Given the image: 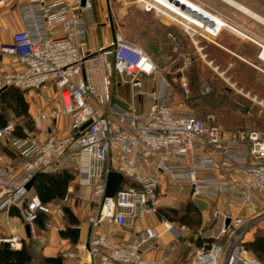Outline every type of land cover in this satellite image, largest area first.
<instances>
[{"label": "built area", "instance_id": "obj_1", "mask_svg": "<svg viewBox=\"0 0 264 264\" xmlns=\"http://www.w3.org/2000/svg\"><path fill=\"white\" fill-rule=\"evenodd\" d=\"M137 1L163 14L161 0ZM91 8L89 0L83 5L80 0L22 2L19 11L23 27L13 30L9 42L0 37V55L11 56L16 64L10 70L0 66V89L37 90L52 84L62 106L39 110L33 120L70 116L65 135L19 139L26 159L21 177L2 165L0 155V211L16 207L24 224L34 223L38 213L62 219V205L69 199L71 188L62 198L43 203L28 196L25 184L38 171L55 172L69 163L77 183L92 188L97 209L86 243L62 253L67 264H161V260L148 259L142 253L144 245L158 237L155 227H144L135 240L119 244L100 227L131 226L153 213L159 199L158 173L164 172L167 187L178 191L187 188L191 198L226 195V206L237 212L214 208L212 217L220 223L217 235L194 247L178 264H264L244 245L247 228L264 216V206H255L256 193L264 194V130H224L213 114L203 120L176 113L168 101L169 82L157 64L121 34H114L108 46L82 55L80 46L87 39ZM172 39L177 48L179 43ZM114 74L130 85V102L112 101ZM150 76H158L159 86L146 91L142 78ZM209 91L210 86H204V92ZM138 97L146 102L141 110L136 104ZM103 107L106 113L100 112ZM13 130L14 123L8 121L0 127V136ZM151 157L156 160L151 170H146L144 164ZM109 171L121 173L138 186L126 183L113 196H106ZM162 225L178 238L172 222L164 220ZM44 227H52L50 219ZM0 241L13 250L21 247V239L13 233Z\"/></svg>", "mask_w": 264, "mask_h": 264}, {"label": "rangeland", "instance_id": "obj_2", "mask_svg": "<svg viewBox=\"0 0 264 264\" xmlns=\"http://www.w3.org/2000/svg\"><path fill=\"white\" fill-rule=\"evenodd\" d=\"M161 1L164 5L159 8L164 15L146 9L137 0H103V20L157 64L169 82L168 101L176 113L198 118L213 114L219 124L228 128L255 127L253 119L264 125V62L258 58L260 44H264V23L225 0ZM234 1L264 16V0ZM91 9L89 17L93 22ZM172 37L179 43L177 48ZM192 69L200 75L199 87L194 91L189 79ZM206 85L212 89L210 94L204 93ZM25 95L34 117L51 104L62 106L59 92L51 93L47 87L32 89ZM245 109L255 114L245 116ZM61 116L66 117L63 121L70 120L69 115ZM9 120L23 121L13 114H9ZM25 121L34 120L31 117ZM4 137L0 136V144ZM196 201L204 206L199 198Z\"/></svg>", "mask_w": 264, "mask_h": 264}, {"label": "crops", "instance_id": "obj_3", "mask_svg": "<svg viewBox=\"0 0 264 264\" xmlns=\"http://www.w3.org/2000/svg\"><path fill=\"white\" fill-rule=\"evenodd\" d=\"M28 1L33 0H0V37L4 42L10 41V35L13 30L23 27V20L19 11V4ZM68 1H70L71 3H75L77 0ZM89 1L91 2V7L93 8L94 12V17L92 15V18L95 19L93 23L91 22L92 19L90 17L88 18L87 39L80 46V53L82 55H84L88 51L95 53L97 50L108 46L113 41L114 34H116L114 27L103 20V0ZM128 41L135 44L130 40ZM15 65L16 64L14 63V59L11 56L0 55L1 68L10 70ZM112 81V101L124 103L130 102V85L123 82L117 74L113 75ZM158 86V76L142 78V89L149 91L151 89L157 88ZM49 89H51V93H55V91H58L52 84L47 86V90ZM30 91L31 90H23L24 99L26 96L25 94ZM136 104L138 110H141L145 107L146 102L145 100H143V98L138 97V99H136ZM52 107L58 106L56 104H51L48 107L43 108L42 110H48ZM99 110L100 112L106 113L107 108L103 107ZM28 113L30 115V118L32 117L33 119L34 116H32L30 112L29 105ZM252 114L254 113L251 112V109H247L244 115L250 117ZM205 118L201 119L205 120ZM59 119L57 118L56 121H18V123L12 121L14 123V127L15 125L19 124L22 132H24L25 135L21 136L17 134L16 131H18V129H16V131L12 132L10 135H7L6 137H4V139H2V143L0 144L2 165L12 170L18 177H21L25 173L24 166L26 159L21 153L22 147L18 146L19 139H23L27 135L41 140L45 139L49 135H65L68 132V125L70 121H63L66 119V117L64 116L59 117ZM219 125L224 130H234L237 128L257 129L248 126H232L228 128L222 126L221 124ZM155 160L156 159L154 157L149 158L147 163L144 164V168L146 170H151V167L154 164ZM64 167H66L69 172L73 174V179L68 183L66 191L63 194L64 196L67 193L68 188L72 189V192L69 193V199L65 203H63L62 207H69L73 216L77 220L76 224L71 225L72 227L78 229L76 242H72L69 237H63L60 234V230H64L67 224V220L64 214L62 219H59L55 215L47 216V219H50L52 223L51 228H45L43 225L35 222L29 224L30 236L28 237L24 229V223H22V221L18 217V209L16 207H10L7 210L0 211V238L8 237L12 233L16 234L21 239V247L23 243L29 244L33 252H36L42 256L49 257L56 256L66 251H73L77 246L86 243L89 235L92 232L90 221L92 216L95 214L97 204L93 199L92 188L90 186H83L77 183L73 166L67 163V165H65ZM158 179L159 199L158 205L153 213L137 220L131 226L121 228L104 224L100 228L107 231L111 235L112 241L115 244H119L125 241L135 240L136 233L138 231H140L144 227L153 226L158 231L159 235L156 239L144 245L142 250L143 255L148 259L161 260V264H178L181 260L187 259L191 255L194 247L200 246L203 242L208 241L212 236L217 235L220 223L219 221H215L212 217L211 213L214 208L226 209L233 214H236L237 212L235 208H228L226 206V201L228 199V196L226 195L222 194L217 197L205 195L191 198L188 193L189 190L187 188L184 191H178L176 189L167 187V177L164 172L158 173ZM256 195H258V199L255 206L257 208H261L264 206V194L256 193ZM28 196L35 197L40 200L32 187H30V189L28 190ZM197 198L203 201V207L198 205L196 201ZM52 200L46 203H49ZM188 200L191 201L199 209L200 212V224L196 229L191 228L185 223H179L177 220L171 219L164 214V208L178 209L184 202ZM236 201H238V198H236ZM262 210H264V207L262 208ZM243 212H245V210ZM164 220H168L175 225L180 234L178 238L174 236L173 232L164 230L162 225V221ZM256 230H264V216L260 217L256 221H253L252 225L247 228L244 233V243L253 240ZM0 245L2 249H4L3 242L0 241ZM21 247L19 249H21ZM5 249L10 248L7 246V248ZM67 263L68 260L63 258L62 264Z\"/></svg>", "mask_w": 264, "mask_h": 264}, {"label": "trees", "instance_id": "obj_4", "mask_svg": "<svg viewBox=\"0 0 264 264\" xmlns=\"http://www.w3.org/2000/svg\"><path fill=\"white\" fill-rule=\"evenodd\" d=\"M190 89L194 91L199 87L200 75L195 69H192L189 74ZM211 87L209 92L211 93ZM225 95L226 101L229 100ZM247 109H245L246 111ZM9 114H13L15 117H22L23 121L29 120L30 115L28 113V103L23 97V90L8 86L0 92V127L5 125L9 120ZM255 114V113H254ZM253 128H264V125L260 124L259 119H253ZM264 121V120H263ZM18 129V131H16ZM16 131L19 135H25L22 132L19 124L15 125L13 132ZM73 179V174L69 172L66 167H62L55 172L38 171L33 175L32 188L40 198V201L46 203L54 198H60L66 191L68 183ZM132 186H138L136 182L130 181L127 178L123 179L121 186L125 184ZM63 212L67 220V224L64 230H60V234L63 237H69L72 242H76V236L78 229L72 227V224H76L77 220L73 216L71 210L67 206H63ZM164 214L171 219L177 220L179 223H185L191 228L196 229L200 224V212L199 209L191 202H184L178 209L164 208ZM47 219V215L44 213H38L35 223L44 226V222ZM245 247L258 259L264 262V230H256L252 241L244 243ZM62 253L49 257L42 256L36 252H33L29 244L23 243L21 249L10 250L2 249L0 245V264H62Z\"/></svg>", "mask_w": 264, "mask_h": 264}, {"label": "water", "instance_id": "obj_5", "mask_svg": "<svg viewBox=\"0 0 264 264\" xmlns=\"http://www.w3.org/2000/svg\"><path fill=\"white\" fill-rule=\"evenodd\" d=\"M86 0H80V4H84ZM4 88L0 89V92L3 90ZM88 124V122H86L84 126H86ZM123 176L121 173L116 172V171H109L107 173L106 176V183H105V195L106 196H113L114 193L116 192V190L119 188V186L121 185L122 181H123ZM32 182H33V176L32 178L25 184V188L27 190L30 189V187L32 186ZM229 219H226V224L228 223ZM24 229L26 232V235L29 237L30 236V225L28 223L24 224ZM8 244L6 242H3V248H7Z\"/></svg>", "mask_w": 264, "mask_h": 264}, {"label": "bare ground", "instance_id": "obj_6", "mask_svg": "<svg viewBox=\"0 0 264 264\" xmlns=\"http://www.w3.org/2000/svg\"><path fill=\"white\" fill-rule=\"evenodd\" d=\"M226 2H228L229 4L233 5L234 7L240 9L241 11L246 12L247 14H249L250 16L256 18L257 20H259L260 22L264 23V19H262L260 16H258L257 14H255L254 12H252L251 10H249L248 8L242 6L241 4L233 1V0H225ZM228 27L234 29L235 32H237L238 34L242 33L237 30L236 28H234L233 26H230L228 24H226ZM260 52H259V59H261L262 61H264V44H260Z\"/></svg>", "mask_w": 264, "mask_h": 264}]
</instances>
